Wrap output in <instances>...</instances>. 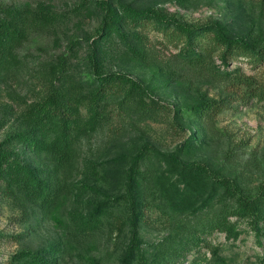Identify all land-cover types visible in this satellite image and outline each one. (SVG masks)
<instances>
[{"label": "trees", "instance_id": "obj_1", "mask_svg": "<svg viewBox=\"0 0 264 264\" xmlns=\"http://www.w3.org/2000/svg\"><path fill=\"white\" fill-rule=\"evenodd\" d=\"M159 2L79 0L61 11L44 2L16 5L0 0V82L7 84L8 79L22 85L30 77L41 84L29 102L19 92L6 89L16 109L0 101V130L6 129L0 139V198L12 199L23 211L28 207L39 210L58 230V238L45 248L20 251L10 257V264H59L67 256L92 249L93 240L107 236L119 220L129 235L120 264H169L167 254L178 260L201 243L208 246L205 236L214 232L237 239L236 223L241 221L257 240L264 236V181L249 191L235 175L225 173L224 165L186 156L202 145L198 134L207 131V122L220 112L254 102L264 105V26L244 14L243 0H228L233 8L229 15L204 23L183 20L158 6ZM257 2L263 13L264 0ZM248 5L251 9L253 2ZM85 17L98 21L93 33L81 30V35L68 37L62 51L45 53L37 39L31 48L36 36L56 37ZM145 30L161 34L177 51V70L170 65L160 68L164 86L182 95L177 106L164 104L156 86L128 71L105 67L106 61L120 59L148 65ZM240 58L256 71L249 74L239 66L230 67ZM191 76L195 78L185 79ZM202 78L217 83L218 98L200 92L189 95L195 90L192 81ZM165 108L174 111L168 124L175 133L187 126L182 118H189L199 129L170 151L158 149L142 135L134 148L106 160L81 157L83 142L93 136L117 137L113 136L117 131L114 119L122 121L135 113L140 120H155L158 110ZM137 130L143 132L138 126ZM99 165L107 186L116 183L122 188L79 209L76 204L83 196L101 190L74 179L84 172L82 166L97 176ZM147 196H160L162 204L177 211L180 218L174 238L159 242L151 254L142 247L138 234L143 218L140 205ZM70 200L74 207H68ZM190 214L196 216L195 223L185 221L184 215ZM215 250L217 262L225 264Z\"/></svg>", "mask_w": 264, "mask_h": 264}, {"label": "rangeland", "instance_id": "obj_2", "mask_svg": "<svg viewBox=\"0 0 264 264\" xmlns=\"http://www.w3.org/2000/svg\"><path fill=\"white\" fill-rule=\"evenodd\" d=\"M235 1L232 0V2ZM250 1L253 2L251 9L248 5ZM5 2L16 5H35L38 2H44L56 10L63 11L72 8L79 0H5ZM243 3L244 14L252 15L264 26V11L263 13L259 12L257 0H243ZM158 6H162L168 12L177 14L183 20L192 23H204L214 19L222 20L233 9L229 7L228 0H160ZM97 23L95 17L81 18L78 24L70 26L71 28L69 27L67 32H60L56 37L53 35L36 36L37 38L30 42V46L31 48L36 47L35 42L38 40L39 44L44 47L45 53L54 50L62 51L68 37L81 35V30L93 33ZM144 34L147 36V44L150 48L147 50L148 65L120 59L115 63L106 61L105 67L109 70L128 71L134 77L142 79L144 83L156 86L155 92L162 98L164 104L168 106L169 104L166 102H169L177 106V103L183 99L181 93L173 91L170 87H165L163 84L165 78L160 75V68L162 69L164 66L167 68L170 65L177 70V51L166 43L161 34H156L152 30H145ZM57 44L59 45L57 46ZM83 51L81 49L80 54ZM215 64H220L216 57ZM235 66L241 67L244 72L249 74L256 71L246 59L240 58L238 62H233L230 65V67ZM155 71L157 74H154ZM186 71L185 69L184 73ZM192 77L185 79H192ZM203 79L192 81L191 84L195 90H190L189 95L195 96L197 92H200L206 94L208 98H218L217 83ZM4 82L8 83L0 82V101L13 105L15 109L18 108L15 99L12 100L6 96V89L19 92L20 96L29 102L36 98L37 91L41 86L38 80L30 77L24 78L22 85L16 81L9 82L8 79ZM190 82L184 84L187 85ZM186 101L189 102L191 99L187 98ZM135 115L133 113L132 118L126 116L122 121L113 120L112 124L117 130L113 136H117L116 138L100 133L93 136L89 142H83L81 157L97 161L106 160L118 151H128L134 148V145L140 143L142 135L153 141L158 149L170 151L192 130L199 129V125L190 121L189 118H182L183 123H186L187 126L183 132L175 133L169 126L173 120V109L172 111L166 108L159 109L155 120L143 121ZM137 126L143 132L138 133ZM207 126V131L203 130L198 134L199 142L203 141L202 145L198 149L188 152L186 156L192 160H208L213 165H224L226 174L235 175L246 190L254 191L264 181V105L254 102L247 106H239L236 110L226 109L212 121H208ZM5 130V128L0 130V139L4 136ZM31 157L33 158V155ZM155 165L152 167L155 168ZM97 168H99L98 175L94 176L87 173L86 167L82 166L81 170L85 173H79L74 179L75 182H84L101 190L97 194L83 196L80 203L76 204L79 209L86 207L87 202L110 197L107 195H113L120 186L116 183L107 186L106 180L100 177L103 169L100 165ZM159 168L161 169L160 165ZM121 188L120 186V190ZM68 207H74L73 200L68 202ZM204 210L202 211L204 212ZM140 214L143 215V218L138 224V234L142 241V247L150 254L156 249L159 242L165 241L167 238L168 240L174 238L176 230L174 227L180 223V218L177 211L162 204L160 196H147L145 202L140 205ZM121 215L123 214L121 213ZM184 217H188L186 222L195 223L196 216L190 214L189 216L184 215ZM236 229L239 232L237 239H232L226 233L217 231L205 236L209 247L201 243L198 248L191 249L186 254L179 256L178 260L171 258L169 254L165 258L169 260V264L174 260H177L175 264H221L217 262L218 259L212 253L216 248V255L222 257L225 264H264V236L257 240L253 231L243 221L236 223ZM0 233V264H10L9 260L12 255L23 250L38 251L58 238V230L53 222L46 219L39 210L32 211L28 207L26 211H23L13 203L12 199L4 197L0 198ZM128 236V227L121 224L119 220L107 236L104 235L93 240L94 245L90 246L92 249L86 247L87 249L77 252L76 255L60 260L59 264H120L119 260L128 242Z\"/></svg>", "mask_w": 264, "mask_h": 264}]
</instances>
